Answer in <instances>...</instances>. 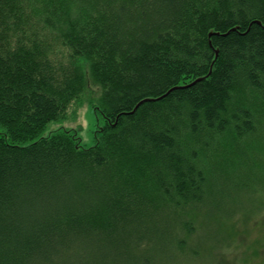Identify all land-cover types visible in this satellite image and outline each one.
I'll list each match as a JSON object with an SVG mask.
<instances>
[{
    "label": "trees",
    "instance_id": "1",
    "mask_svg": "<svg viewBox=\"0 0 264 264\" xmlns=\"http://www.w3.org/2000/svg\"><path fill=\"white\" fill-rule=\"evenodd\" d=\"M262 206L264 0H0V264H221Z\"/></svg>",
    "mask_w": 264,
    "mask_h": 264
},
{
    "label": "rangeland",
    "instance_id": "2",
    "mask_svg": "<svg viewBox=\"0 0 264 264\" xmlns=\"http://www.w3.org/2000/svg\"><path fill=\"white\" fill-rule=\"evenodd\" d=\"M99 91L96 87L91 89V95L89 93V97L94 100L99 98ZM93 105H90L88 101H85L80 109L75 113L71 112L69 117L63 123H54L49 126L47 131L44 133V136H48L51 132L59 129L65 128L74 132L77 138L80 140V143L83 147L89 148L94 146L96 142V132L104 125V118L97 109L94 108ZM252 139V138H251ZM253 141V140H250ZM244 154L245 151H244ZM255 173L258 174L257 171ZM254 177V179H256ZM240 188V184H237ZM249 190V191H248ZM248 190H244L247 194L256 192V187L251 185ZM243 192L242 196L246 200L247 194ZM234 197V196H233ZM259 200V195L256 196ZM245 202H242V205ZM242 214L238 213L235 218L237 224L241 218ZM239 225V224H238ZM222 226V225H221ZM223 227V226H222ZM246 227V232L243 226L239 225V231L236 236L231 238L232 242L227 243L225 249L221 251L219 254L225 256V260L221 262V264H232V261L236 259L233 264H243L244 261H251L252 263H260V259L258 256H253V251L256 249L257 241H264V206L259 209L257 215L252 217ZM260 256L263 255V251H260ZM231 261V262H230ZM245 263V262H244Z\"/></svg>",
    "mask_w": 264,
    "mask_h": 264
}]
</instances>
